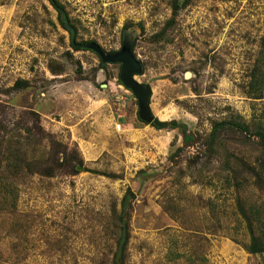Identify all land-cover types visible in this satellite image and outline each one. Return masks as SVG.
<instances>
[{
  "label": "rangeland",
  "instance_id": "rangeland-1",
  "mask_svg": "<svg viewBox=\"0 0 264 264\" xmlns=\"http://www.w3.org/2000/svg\"><path fill=\"white\" fill-rule=\"evenodd\" d=\"M57 2L78 45L130 31L152 115L192 139L141 121L49 0L0 1V264H117L123 221L120 264H264L239 211L264 212V0Z\"/></svg>",
  "mask_w": 264,
  "mask_h": 264
},
{
  "label": "trees",
  "instance_id": "trees-1",
  "mask_svg": "<svg viewBox=\"0 0 264 264\" xmlns=\"http://www.w3.org/2000/svg\"><path fill=\"white\" fill-rule=\"evenodd\" d=\"M49 1L59 11L60 18H61L62 17L61 12L65 10L64 7L62 5H60L57 2V0H49ZM67 16H68V14H67ZM68 18H69V16H68ZM62 24L65 27L63 22H62ZM87 43H89V42H87ZM87 43H84V44H87ZM263 46H264V38H263ZM73 48L75 49V51H81V49L75 48L74 46H73ZM87 50H89V49H87ZM262 55H263V58L259 61V64L264 63V60H263L264 54L262 53ZM99 59H100V57H99ZM102 66L105 67V65H103V64H102ZM251 87L256 88L257 90H260V91L264 90V69L260 66H257L254 70V73L252 75ZM148 125L153 126L157 130L179 129V130H181L182 134L185 137L186 144L188 143L189 140L192 139L190 137V135L188 134L187 126L184 124H179L176 121L162 122V121L154 118L153 123L148 124ZM225 125H226L225 123H218L214 126V129H213V132L211 135L212 143H215L217 140V131L219 129L223 128ZM255 129H258L257 125H255ZM260 138L264 139V135L260 134ZM75 172H77V171H75ZM229 178H231V177L227 176V179H229ZM128 199H129V195L126 196V199L124 201L122 215H121V217H119L120 220L123 219L122 217L126 213V209L128 207V204H127ZM239 211H240V214L242 217V222L245 223L247 233L249 234V237H250L249 244L245 247V249L247 250L248 253H250L252 255L263 254L264 253V212H262L261 209L259 207H256L255 205H246V204H240L239 205ZM122 225L124 226V228L122 229V239L120 241L119 249L121 247V242L123 240V237H125L124 235L126 234L124 221L122 222ZM124 240H125V238H124ZM123 246H124V243L122 244V251H121L120 257H118V253L116 255L117 264H120V259H121L122 252H123ZM119 249H118V251H119ZM172 254H174V256L177 259H181V258L186 257V254H183L180 252L179 253L178 252H172Z\"/></svg>",
  "mask_w": 264,
  "mask_h": 264
},
{
  "label": "water",
  "instance_id": "water-1",
  "mask_svg": "<svg viewBox=\"0 0 264 264\" xmlns=\"http://www.w3.org/2000/svg\"><path fill=\"white\" fill-rule=\"evenodd\" d=\"M61 16L65 27L71 33L72 44L74 47L89 49L93 51L100 57L103 64H110V63L121 64L120 81L125 86V88L131 91L135 96L139 106L140 120L146 124H152L154 121V116L152 115V111L150 108V99H151L152 91L145 84H142L137 80V76L143 73V65L133 53V38L130 31H126L124 33L121 50L119 52L110 54L105 52L96 43H88L85 45L76 44V31L71 26L67 14L64 11H62ZM124 238L125 237H123V240L121 242V247L118 251V257H120L121 255Z\"/></svg>",
  "mask_w": 264,
  "mask_h": 264
},
{
  "label": "crops",
  "instance_id": "crops-1",
  "mask_svg": "<svg viewBox=\"0 0 264 264\" xmlns=\"http://www.w3.org/2000/svg\"><path fill=\"white\" fill-rule=\"evenodd\" d=\"M138 80V79H137ZM152 96V95H151ZM150 108H151V99H150Z\"/></svg>",
  "mask_w": 264,
  "mask_h": 264
}]
</instances>
